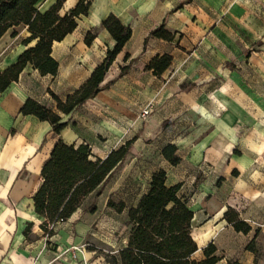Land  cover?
Here are the masks:
<instances>
[{"label": "crops", "instance_id": "1", "mask_svg": "<svg viewBox=\"0 0 264 264\" xmlns=\"http://www.w3.org/2000/svg\"><path fill=\"white\" fill-rule=\"evenodd\" d=\"M78 1L64 0L60 14ZM90 1L88 14L77 19L75 30L52 45L51 55L59 62L57 74H42L29 63L19 79L0 93V264H110L103 256L92 260L94 251L87 249L72 251L74 260H64L52 250L35 251L44 237L43 218L35 211L33 197L59 138L68 144H88L93 159H103L133 137L136 140L102 193L91 192L68 220L58 224L51 236L55 243L77 246L88 241L101 206L129 221L130 207L148 191L153 174L164 169L167 184H181L179 194L194 211L192 235L194 223L204 221L199 241L193 235L198 251L212 242L221 257L219 264L220 249L230 251L229 246L231 253L238 244L230 239H240V251L254 258L258 242L264 239V47L244 57L243 44L225 35L216 40L220 49L215 50V33H207V10L221 0H201L202 8L197 7L200 0ZM56 2L40 0L38 7L45 11ZM110 14L131 27V38L107 71L101 83L105 88L79 109L64 114L51 91L65 100L103 63L116 44L102 26ZM163 21L175 34L174 40L152 38L145 47L148 34ZM89 31L96 34L91 44L86 42ZM30 34L28 26L20 24L0 39V72L37 43L24 41ZM165 53L173 57L167 70L155 74L147 69L155 56ZM233 58L236 61L229 68ZM124 67L127 71L121 75ZM183 84L193 86L183 89ZM28 98L68 122L60 134L50 122L20 112ZM148 104L153 105L151 113L143 119ZM168 143L178 148L181 161L176 165L162 153ZM123 190L132 192L135 200L128 201ZM115 197L126 203L122 212L108 206ZM94 203L97 209L91 212ZM229 207L252 227L248 233L227 221ZM28 224H33L32 234L38 240L26 238ZM253 240L256 252L248 248ZM201 241H206L203 248Z\"/></svg>", "mask_w": 264, "mask_h": 264}, {"label": "trees", "instance_id": "2", "mask_svg": "<svg viewBox=\"0 0 264 264\" xmlns=\"http://www.w3.org/2000/svg\"><path fill=\"white\" fill-rule=\"evenodd\" d=\"M40 0H0V39L13 27L20 24L28 26L31 33L24 41L37 43L26 49L17 62L0 72V93L11 83L17 81L27 64H32L42 74H57L59 62L52 57L54 41H61L73 32L78 25L77 19L87 15L90 0H79L77 5L64 15L60 14L64 0H57L49 9L41 11L38 7ZM116 44L108 49L101 65L95 68L90 78L65 100L53 91L52 97L57 102V108L64 114H70L82 107L89 99L94 98L106 85H101L104 77L113 64L117 55L123 50L131 38L132 29L125 25L114 14H110L103 22ZM163 21L154 28L145 39V47L152 38H162L173 41L175 34L166 29ZM16 34V31H12ZM96 34L89 31L86 42L91 44ZM173 57L169 53L155 56L147 65V69L155 74H161L172 64ZM127 71L122 68L121 75ZM183 84V89L192 87ZM20 112L24 115L33 114L40 120L52 124L56 134L67 126L57 112L33 98H28ZM136 137L128 140L118 149L112 150L105 158H92L88 144H68L59 138L49 158L42 168V183L34 195L36 213L43 218L41 229L49 236L56 234L57 224L68 220L79 208L84 199L97 190V196L112 177L131 151ZM177 146L168 143L162 150L164 157L173 165L181 161ZM181 184L168 185L167 172L164 169L156 171L150 181V188L142 195L138 204L129 209V225L131 226L128 243L117 254L108 255L110 264H217L221 257L217 247L210 242L203 248V256L194 258L199 246L192 235V220L194 211L179 194ZM108 206L117 212H122L126 203L113 198L108 200ZM97 209L96 203L89 211ZM225 218L237 231L248 233L252 227L244 221L240 214L229 207ZM33 224H28L24 234L32 239ZM256 252L254 240L248 246ZM233 264H239L234 262Z\"/></svg>", "mask_w": 264, "mask_h": 264}, {"label": "rangeland", "instance_id": "3", "mask_svg": "<svg viewBox=\"0 0 264 264\" xmlns=\"http://www.w3.org/2000/svg\"><path fill=\"white\" fill-rule=\"evenodd\" d=\"M203 2L200 0L197 2V7L202 8ZM209 8V9H208ZM207 10V33H213V40L219 39V37L229 36V38L239 41L243 44L242 55L249 57L253 52H261L264 47V0H221L220 2H212L208 6ZM258 38V39H257ZM257 41L250 44L251 41ZM215 45L220 49L219 43ZM263 54V53H258ZM235 58L231 63H228V67L234 66ZM127 189V188H126ZM119 191V190H118ZM127 193V191H121ZM127 193L126 199L128 201H134L135 197ZM131 194V195H130ZM119 201V197L114 198ZM103 200H99V204ZM107 207H100L98 212L99 218L93 225L88 235V241L84 242L82 246H85L87 250L94 251L93 259L98 256H103L107 261L108 255L117 254L120 248H122L130 235L131 226L125 215H119L114 212L109 214ZM204 221L195 222L193 228V235L199 241V231L202 228ZM59 227L57 224L56 228ZM43 239H40L37 244L36 252L40 254L45 253L47 250L55 251L56 254H60L64 260H74L76 255L72 252V245L55 243L49 236L42 230ZM73 236V233H71ZM32 239L38 240L39 237L32 234ZM236 242L238 245L233 247V252L229 246L220 249V254L223 255V260L219 264H232L234 259L240 260L241 264H264V239L258 242L259 250L255 254L254 258L249 259L243 251H240L239 247L240 239H230V241ZM42 242V243H41ZM242 242V241H241ZM201 248L206 244V241L199 242ZM39 245V246H38ZM224 245V244H223ZM223 247V246H222ZM41 249V250H40ZM203 256L202 249L195 253L194 258L200 259Z\"/></svg>", "mask_w": 264, "mask_h": 264}, {"label": "built area", "instance_id": "4", "mask_svg": "<svg viewBox=\"0 0 264 264\" xmlns=\"http://www.w3.org/2000/svg\"><path fill=\"white\" fill-rule=\"evenodd\" d=\"M152 104H148L147 107H145L143 110H142V113H141V117L143 119H146L149 114L151 113V109H152ZM73 251H75L76 253L78 252H83L86 250V247L85 246H82V245H77V246H73L72 247Z\"/></svg>", "mask_w": 264, "mask_h": 264}]
</instances>
